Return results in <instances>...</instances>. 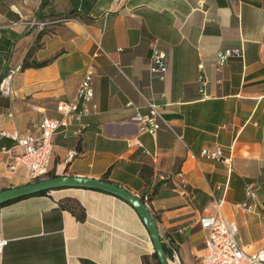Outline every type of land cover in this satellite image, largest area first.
Listing matches in <instances>:
<instances>
[{
  "label": "crops",
  "instance_id": "obj_1",
  "mask_svg": "<svg viewBox=\"0 0 264 264\" xmlns=\"http://www.w3.org/2000/svg\"><path fill=\"white\" fill-rule=\"evenodd\" d=\"M60 17L69 19L32 24ZM153 47L168 55L162 80L149 71ZM235 48L242 56L217 66L216 54ZM16 66L10 94L0 93V131L17 134L58 118L56 102L93 68L97 109L53 134L51 173H107L140 199L153 191L145 205L167 264H202L198 219L214 200L245 251L264 246V0H0V80ZM147 100L165 122L155 135L134 117ZM215 146L231 156L230 172L201 155ZM0 147L10 151L0 149V190L30 182L15 141L0 136ZM68 149L80 155L64 163ZM0 238V264H159L133 206L96 189L0 205Z\"/></svg>",
  "mask_w": 264,
  "mask_h": 264
},
{
  "label": "built area",
  "instance_id": "obj_2",
  "mask_svg": "<svg viewBox=\"0 0 264 264\" xmlns=\"http://www.w3.org/2000/svg\"><path fill=\"white\" fill-rule=\"evenodd\" d=\"M69 18L60 17L51 21H37L35 25L38 31L45 29L50 23L65 21ZM103 52L98 46L97 52L93 55ZM232 56H242L241 48L225 49L216 54L217 66H223ZM19 69V66L10 68L5 76L0 80V93L9 95V79ZM168 69V55L163 50L153 47L149 57V71L162 80ZM202 69V64H199ZM92 75L93 68L88 66L81 77L76 88L74 97L71 100H58L55 109L59 112L58 118L42 116L36 124L34 130L26 131L23 134L6 133L0 131V136H7L15 141V145L20 150L17 158L26 168L29 181H36L47 178L51 173L52 167V141L53 134L61 127H65L69 123H77L81 117L95 112L97 105L92 101ZM201 84L200 92L206 96L203 89L205 79L202 75L198 78ZM148 111L141 114L135 107L134 117L142 123V129L155 135L156 132L165 124L157 105L152 100H147ZM128 106H132L129 102ZM78 132L80 129L77 130ZM137 145L140 143L137 142ZM3 152L9 154V149L0 147ZM80 152L75 149L66 150L63 162L67 163L79 156ZM201 155L205 158L222 162L227 171L232 170V160L230 155H225L219 146L213 148H203ZM246 194L250 199L255 198V192L250 186L246 187ZM148 201L144 196V205ZM146 206V205H145ZM221 201L214 200L211 203L208 213L199 216L198 223L207 230L204 240L205 253L202 257V264H264V246L255 252H247L241 245L237 237V226L231 221L225 219L220 213L219 208ZM246 210H252L254 204L247 202L241 204ZM6 243L5 239L0 238V248Z\"/></svg>",
  "mask_w": 264,
  "mask_h": 264
},
{
  "label": "water",
  "instance_id": "obj_3",
  "mask_svg": "<svg viewBox=\"0 0 264 264\" xmlns=\"http://www.w3.org/2000/svg\"><path fill=\"white\" fill-rule=\"evenodd\" d=\"M58 188L98 189L118 196L127 201L137 211L145 227L147 228L159 264H167L162 242L147 207L138 196L111 181L102 178L55 174L54 176L28 182L20 186L1 189L0 205L12 200H16L17 198Z\"/></svg>",
  "mask_w": 264,
  "mask_h": 264
},
{
  "label": "trees",
  "instance_id": "obj_4",
  "mask_svg": "<svg viewBox=\"0 0 264 264\" xmlns=\"http://www.w3.org/2000/svg\"><path fill=\"white\" fill-rule=\"evenodd\" d=\"M54 175H55L54 173H50L48 177H51V176H54ZM102 179L107 180V173H105V174L102 176ZM58 189H60V188H58ZM96 190H98V189H96ZM48 191H49V190H48ZM45 192H47V191H41V192H38V193H35V194H32V195L43 194V193H45ZM152 195H153V191L148 192V193H147L146 195H144V196H147L148 199H151ZM29 196H31V195H29ZM144 196L141 197V200H142L143 202H144ZM24 197H27V196H24ZM24 197H21V198H24ZM17 199H20V198H17ZM9 202H11V201H9ZM6 203H8V202H6Z\"/></svg>",
  "mask_w": 264,
  "mask_h": 264
}]
</instances>
